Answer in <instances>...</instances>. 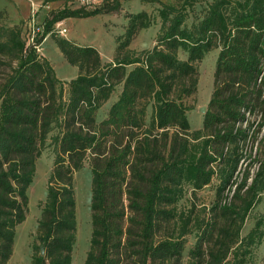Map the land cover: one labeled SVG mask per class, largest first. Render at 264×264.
Wrapping results in <instances>:
<instances>
[{
    "label": "trees",
    "instance_id": "16d2710c",
    "mask_svg": "<svg viewBox=\"0 0 264 264\" xmlns=\"http://www.w3.org/2000/svg\"><path fill=\"white\" fill-rule=\"evenodd\" d=\"M143 1H157L156 12H124L125 28L105 61L94 46L59 36L52 25L68 16L116 11L120 0L50 11L32 42L26 23H10L0 9V264L12 254L47 138L54 159L31 264H71L73 174L85 162L91 171V235L82 264H253L251 247L264 235V216L245 235L240 229L264 191V0H209L199 14L196 4L203 0ZM155 22V43L131 48L138 32ZM46 33L77 66L75 77L60 79L37 51ZM213 48L212 92L202 126L191 129L186 98L196 90L197 62ZM117 84V98L97 121V110ZM255 144L254 173L240 172ZM214 177L213 203L172 222L173 204L184 190L195 194ZM192 232L184 262L185 236Z\"/></svg>",
    "mask_w": 264,
    "mask_h": 264
},
{
    "label": "rangeland",
    "instance_id": "374dc122",
    "mask_svg": "<svg viewBox=\"0 0 264 264\" xmlns=\"http://www.w3.org/2000/svg\"><path fill=\"white\" fill-rule=\"evenodd\" d=\"M141 3L146 6L148 11L151 13H155L156 6H159L157 1H143L140 0ZM166 2H176L177 0H162ZM203 0L201 4H196V12H200L201 6L205 3ZM132 11L135 12V7L127 4L126 0H120L119 9L113 12H101L102 14L110 13V17L107 20L108 28H103L102 25L99 27L101 30L98 32L100 34V39H105L106 43L102 49V54L107 57L105 54L111 55L110 44L113 43L115 45L116 36L113 32L111 26H116L117 28H125L126 18L124 17V12ZM67 30L64 33L58 31V26L53 23L52 28L55 31L54 33L63 36L67 39H70L76 43V40L73 39V35H77V26L62 24ZM61 25V27H62ZM92 26V25H91ZM92 28V27H91ZM158 28V23L155 22V25H151L148 28L141 29L139 32L138 41L135 38L131 46H134L136 41L137 45L136 49L139 47H150L155 43V33ZM112 29V30H111ZM28 30L26 29L25 36L26 40L28 37ZM77 31V32H76ZM92 31V30H91ZM87 35L89 32H86ZM114 34V36H113ZM45 35L51 37L50 33H46ZM44 35V36H45ZM103 35V37H101ZM99 36V35H98ZM109 36L112 37V41H110ZM97 36L93 34V32L89 33V39H95ZM115 37V39H114ZM52 38V37H51ZM44 37L42 38V40ZM53 39V38H52ZM79 41L82 43L81 45H86V40L79 36ZM41 40V42H42ZM54 40V39H53ZM49 41L44 44L39 45V49L37 51L47 57L49 61L52 63L56 75L58 76H66L70 75V68H74L69 63H66L63 59L62 63L60 59L55 55V51L50 47ZM91 45V44H89ZM93 45V44H92ZM97 45H100L97 43ZM103 46V45H102ZM218 48H213L209 52H207L203 58L197 62V71H198V79L197 86L195 92L186 98V102L191 105L190 109L187 110L186 114L189 120L190 128H200L202 126V118L203 112L199 110V107L202 105H206L210 94L213 88V71L215 68V60L217 56ZM114 53V52H113ZM47 54V56H46ZM100 54V53H99ZM179 56L184 58L186 53L183 51H179ZM101 56V55H100ZM113 56V55H112ZM111 56V58H112ZM60 58V57H59ZM110 58V59H111ZM103 61L110 60L104 59L101 57ZM74 70V69H73ZM71 79V78H70ZM65 86V85H64ZM66 88V86H65ZM121 90V84H117L114 90L111 92L110 97L99 107L96 113L97 121L101 120L107 112V108L109 105L117 98L118 93ZM64 95L66 93L64 92ZM151 108L148 105L147 113L150 114ZM147 120L149 118L147 117ZM53 133V132H51ZM256 144L252 147L251 157L245 156L243 163L240 166V172L243 171L244 168L249 169L250 175H252L256 169V161L253 160L257 158L255 154ZM249 151V149H248ZM247 151V153H248ZM53 151L52 145L50 144V138H47L40 155L35 160V172L32 179V182L27 188L28 195V211L26 213L25 219L18 223L15 227V235L13 239L12 246V254L7 260L6 264H31V254L32 247L31 244L34 239V235L36 232L37 222L41 216V208L42 201L46 196V182L49 172L53 165ZM239 175H241L239 173ZM218 182L217 177H214L212 181L205 185L203 188L195 191V194L191 193L190 188H186L181 197L173 204V209L175 215L172 218V222H178L180 220L181 214L184 212L191 211V214H195L197 212H203L202 208L209 207L213 201L215 200V187ZM73 188L75 194V211H76V232H75V241L72 247V260L71 264H82L86 253L89 249V239L91 235V216H90V197H91V171L88 162H85L83 166L76 170L73 174ZM232 191L225 190L224 199L226 196L229 199ZM264 216V191L260 194V200L257 202L247 214L244 223L240 229V236L245 235L248 230L254 225L255 220L258 217ZM262 229H264V223H262ZM163 231L158 233V235H162ZM195 237L194 233H189L185 236V247L183 250V258L182 260L185 262L187 258V251L189 247L194 243ZM262 256H264V235L259 243L253 245L251 247L250 258L253 264H262Z\"/></svg>",
    "mask_w": 264,
    "mask_h": 264
},
{
    "label": "crops",
    "instance_id": "0c3cea01",
    "mask_svg": "<svg viewBox=\"0 0 264 264\" xmlns=\"http://www.w3.org/2000/svg\"><path fill=\"white\" fill-rule=\"evenodd\" d=\"M127 4H129L130 6L135 7V11L141 10V9H146L147 7L144 6L140 0H126ZM63 6H69V7H73V4H68L66 2V0H0V9H5L6 13H7V18L9 20L10 23H18L20 21H23L24 23H26L27 28H29L30 24H31V17H34V22L36 23V26L42 30L43 28V22L44 19L48 16V14L50 13V11H56L60 8H62ZM110 13H106L102 14V13H97L95 15H90V16H86V17H73V16H68L65 17L61 20H58L55 22L56 26L62 25V24H68V25H75L77 26V35H73V39L76 40L77 44H82L79 41V36L83 38V40H86V45L89 44H93L92 46H94L100 53L101 57H103L104 59H110L111 56L113 55L114 52V48L116 45V41L115 45L113 43L110 44V48H111V55L109 54H105L107 57H105L102 54V49L104 47V44L106 43L105 39L102 38L103 40L100 39V34H98V32H100L101 30L99 29V27L102 25L103 28H108L109 25L107 24V20L110 17ZM92 25V26H91ZM63 26V25H62ZM92 27V28H91ZM111 28L113 29V32L116 35L120 34L123 31V28H116V26H111ZM110 29V28H108ZM111 29V30H112ZM144 29V28H143ZM67 30V29H66ZM92 30V31H91ZM66 32V31H65ZM86 32H93V34H96V38L95 39H89V33L87 35ZM140 32V31H139ZM139 32L138 34L131 40L129 46L131 48H135L136 49V45H137V41L139 37ZM64 33V32H63ZM113 34V36H114ZM99 35V36H98ZM103 37V35L101 36ZM137 38V41L135 43L134 46H131L132 41ZM110 41H112V37L109 36ZM115 39V37H114ZM50 42L49 45L51 48L54 49L55 51V55L57 56L58 59H60V61L62 62L63 60L68 63L65 59V57L63 56L62 52L60 51V49L58 48V46L56 45L55 41L45 35L44 39L42 40V42L40 44L43 43V46L45 43ZM100 44V45H97ZM103 45V46H102ZM143 48V47H139ZM47 56V54H46ZM48 57V56H47ZM60 57V58H59ZM49 58V57H48ZM63 59V60H62ZM64 63V62H62ZM70 64V63H69ZM72 65V64H70ZM74 68H70V75L69 77L66 76H59L58 77L62 80H69L70 78H73L77 75L78 73V68L75 65H72ZM74 69V70H73ZM57 73V72H56Z\"/></svg>",
    "mask_w": 264,
    "mask_h": 264
},
{
    "label": "built area",
    "instance_id": "2783aa9c",
    "mask_svg": "<svg viewBox=\"0 0 264 264\" xmlns=\"http://www.w3.org/2000/svg\"><path fill=\"white\" fill-rule=\"evenodd\" d=\"M105 0H66V2L70 5H76V6H83L86 8L89 7H93V6H97L100 5L104 2ZM41 29H39L36 26V23L34 22V17H31V24L29 26V30H28V37H27V42H32L34 37L36 36V34L38 32H40ZM58 31L63 33L66 31V28L64 26L61 27V25L58 26ZM41 41L39 42V44L37 45V49H39V45H40Z\"/></svg>",
    "mask_w": 264,
    "mask_h": 264
},
{
    "label": "water",
    "instance_id": "95a60500",
    "mask_svg": "<svg viewBox=\"0 0 264 264\" xmlns=\"http://www.w3.org/2000/svg\"><path fill=\"white\" fill-rule=\"evenodd\" d=\"M199 110L202 111L203 113L206 110V105H202L199 107ZM40 252H43V244L40 245Z\"/></svg>",
    "mask_w": 264,
    "mask_h": 264
}]
</instances>
